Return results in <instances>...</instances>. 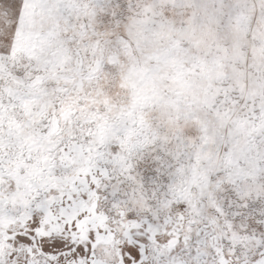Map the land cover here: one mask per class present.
<instances>
[{"label":"snow or ice","instance_id":"1","mask_svg":"<svg viewBox=\"0 0 264 264\" xmlns=\"http://www.w3.org/2000/svg\"><path fill=\"white\" fill-rule=\"evenodd\" d=\"M0 264H264V0H0Z\"/></svg>","mask_w":264,"mask_h":264}]
</instances>
